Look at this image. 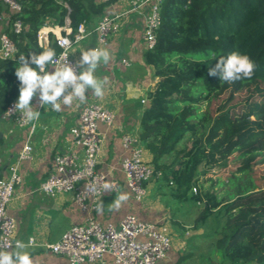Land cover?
I'll use <instances>...</instances> for the list:
<instances>
[{"label": "trees", "instance_id": "16d2710c", "mask_svg": "<svg viewBox=\"0 0 264 264\" xmlns=\"http://www.w3.org/2000/svg\"><path fill=\"white\" fill-rule=\"evenodd\" d=\"M14 1L21 7L19 12L11 11L0 0V25H4L0 35L7 34L18 52L13 59L0 60V117L8 104L19 98L20 84L15 75L19 57L39 54L49 47L58 53L52 35L47 47L38 46L37 33L45 21L54 18L55 25L64 27L68 20L75 33L81 23L87 29L107 5L95 0ZM160 18L155 47L143 51L144 63L154 68L158 81L147 93L150 106L142 114L138 137L153 156L155 170L161 171L163 178L175 179L176 192L185 196L207 154L227 149L237 138L238 124L255 116L264 125V61L251 79L237 82L247 94L243 103L226 109H211L222 81L219 76L208 75L209 67L232 52L251 58L252 50L264 38V0H165ZM15 20L23 25L18 36L11 30ZM204 104L208 108L202 112ZM199 132L203 133L201 145L197 141L190 146L183 144ZM254 138L260 139L264 152V129L254 133ZM181 144L184 146L178 149ZM173 153L170 166L158 163L162 156ZM229 197L230 202L223 205L219 198L207 195L198 219H205L217 208L223 207L231 215L255 204L261 205V214L256 215V221L242 220L222 227L212 253H217L219 264H264V176L254 173L251 186ZM191 198L202 200L198 195ZM187 259L179 255L175 264H184Z\"/></svg>", "mask_w": 264, "mask_h": 264}, {"label": "crops", "instance_id": "0c3cea01", "mask_svg": "<svg viewBox=\"0 0 264 264\" xmlns=\"http://www.w3.org/2000/svg\"><path fill=\"white\" fill-rule=\"evenodd\" d=\"M127 8L128 0H112L103 6L102 12L94 18L87 29L85 28L86 38L73 49L72 58L78 61L81 52L86 51L90 45L97 47L96 27L101 17L122 13ZM45 23L47 27H52L56 33H63V27L55 25L54 18L47 19ZM3 27L4 25H0V31ZM143 28L142 15L128 13L121 17L119 31L109 39L105 47L101 48L107 49L112 56L107 65L101 64L95 72L98 79L106 81L102 98L96 97L89 90L86 93L87 101L85 103H81L77 99L71 106L61 104L60 111H55L49 105L40 107L36 98L32 101V105L41 113L31 136L34 158L31 161L20 163L18 173L22 182L16 186L13 197L7 206V212L15 219V239L29 245L23 251L30 253L33 264H68L66 257L52 253L47 246L56 243L71 226L82 225L87 218L86 213L82 212L73 201L72 194L61 193L49 197L39 190L40 184L53 172V158L70 149V130L77 124L80 109L85 104H98L111 111L115 117L114 124L110 129L99 124V132L103 135L104 141L97 157L96 170L107 173L108 182L117 183L119 188L115 193H104L100 200V203L104 204V211L102 214H98L96 211L92 213V217L103 225L111 224L117 227L127 214L147 222L160 221L167 215L164 208L159 209L160 206L158 208L155 204L157 200H154L153 197L156 196L148 197L146 203L145 201H134L120 171V163L126 155L121 146V137L125 134L138 137L142 114L150 106L147 93L158 81L154 75V68L144 63ZM122 61L128 65L125 66ZM15 101L18 102V99ZM26 138L27 130L18 128L10 120L0 119L1 176L6 177L8 168L17 162L18 153ZM169 157H171L170 154L162 156L158 163L168 166L173 160L171 158L172 160L168 161ZM152 158L151 153L144 149L145 161L153 164ZM146 189L151 191L150 194L156 193L157 197L163 195L158 187V182L146 185L145 191ZM124 193L128 194L129 199L122 203L119 210H115L112 207L113 202L118 195ZM174 213L173 216L170 215V224L171 226L173 224V230L179 233L181 229L178 225H182L183 222ZM165 222L167 223V221ZM30 241H32L31 245L28 244ZM180 248L181 243L176 247H171L162 264H173L176 256L182 254ZM94 264L115 263L111 256L105 255L102 262Z\"/></svg>", "mask_w": 264, "mask_h": 264}, {"label": "built area", "instance_id": "2783aa9c", "mask_svg": "<svg viewBox=\"0 0 264 264\" xmlns=\"http://www.w3.org/2000/svg\"><path fill=\"white\" fill-rule=\"evenodd\" d=\"M97 4H109L112 0H95ZM165 0H128V8L122 13L104 15L96 27L97 47H105L109 39L121 26V17L128 13H138L144 20L142 33L143 51L152 50L156 44L157 30L160 26V10ZM11 11L19 12L21 7L14 0H3ZM2 17H0V20ZM23 25L19 20L12 24V33L20 35ZM63 33H56L52 27H43L37 33V43L47 47L50 35L58 48V64L75 66L70 50L86 38V29L81 23L75 33L68 26V20L62 28ZM67 55H63L64 53ZM13 40L5 33L0 35V60L13 59L17 54ZM125 66L128 64L122 61ZM38 70V69H37ZM49 72L54 71L52 67ZM80 69L77 68V74ZM16 101L8 104L0 119L10 120L20 129L27 130L26 141L18 153L17 162L10 166L7 176L0 174V251H11L18 240L15 239V219L7 212L15 188L22 182L18 173L21 162L31 161L34 150L31 136L37 121H28L23 111L15 109ZM143 103V101H142ZM114 114L104 107L88 103L79 112L77 124L70 130L71 145L67 152L57 154L52 162V174L40 184L39 190L49 197L61 193L72 194V199L87 218L82 225H73L59 240L47 247L52 253L66 257L68 264H94L102 262L105 255L112 257L115 264H162L171 249V239L165 221L147 222L136 216L125 215L118 226L103 225L97 222L92 213L100 203L105 191L103 184L108 182V174L96 170L97 157L104 141L99 132V124L110 129L114 124ZM121 146L125 152L120 163V171L125 185L136 202H142L146 195L145 184L160 179L161 171L155 170L144 159V149L139 140L130 134L121 137ZM1 167V160H0ZM112 191H118V184L111 182ZM93 186L95 191L92 190ZM32 244V241L28 242Z\"/></svg>", "mask_w": 264, "mask_h": 264}, {"label": "rangeland", "instance_id": "374dc122", "mask_svg": "<svg viewBox=\"0 0 264 264\" xmlns=\"http://www.w3.org/2000/svg\"><path fill=\"white\" fill-rule=\"evenodd\" d=\"M79 45L72 46L71 56L73 49ZM251 59L255 62L256 69L263 64L264 38L252 50ZM246 95V92L239 89L237 82L235 84L222 82L221 89L212 99L210 107L213 111H216L226 109L229 106H236L243 103ZM207 108L208 106L204 104L200 107V111L203 112ZM236 112L240 113L239 109ZM259 129H264V125L262 119L255 116H251L248 120L238 124L236 126L237 138L233 140L227 149L218 153L207 154L206 161L201 165L185 196H181L178 194L179 192H176V180L171 177L163 178L162 172L160 179L145 184L146 186L152 182H158V187H160L163 195L157 197L156 193L150 194L151 191L146 189V195L142 201L146 203L148 197H151V195L152 197L156 196L153 199L157 200L155 202L157 207L160 206L159 209L164 208V212H167L165 219H162V221H167L165 223L168 227L171 247H176L181 243L180 249L182 250L180 253L188 256L185 263L219 264L220 260L217 253H212V251L215 250V242L221 235L222 227H231L235 222L242 220L256 221L258 219L256 215L261 214V205L255 204L236 210L231 215L226 213L223 207L217 208L205 219H198L204 208V200L207 195L219 198L223 205H226L231 200L229 195L234 194L239 189L251 186V182H254V173L257 176H264V152L260 146V139H251ZM135 137L139 140L137 136ZM188 139L186 141V138L183 144L190 146L197 141L199 146L202 144L203 133L199 132L195 136L188 137ZM139 144L141 145L140 140ZM183 144L177 148L183 147ZM142 148L144 149L143 146ZM170 156L168 161L174 160V153ZM149 164L154 168L153 164ZM195 195L200 196L202 200L200 202L193 201L191 197ZM173 213L183 222L182 225H178L181 229L179 233L173 230V224L172 226L170 224V215L173 216ZM179 255L176 256L173 264L176 263Z\"/></svg>", "mask_w": 264, "mask_h": 264}, {"label": "clouds", "instance_id": "9594fccd", "mask_svg": "<svg viewBox=\"0 0 264 264\" xmlns=\"http://www.w3.org/2000/svg\"><path fill=\"white\" fill-rule=\"evenodd\" d=\"M56 55L55 49L49 47L39 54L29 53L27 57L23 55L19 57L20 66L16 68L15 75L20 88L15 109L22 110L24 118L28 121L40 118V111L32 105L34 98L38 99L40 107L49 105L55 111H60L61 104L71 106L77 99L85 103L86 93L89 90L98 98L104 95L103 88L106 81L98 79L95 72L101 64L107 65L111 61L112 56L107 49H88L81 52V57L75 66L68 63L58 64ZM50 67L54 71L49 72ZM77 68L81 69L79 74ZM255 69V62L248 55L232 52L227 57H220L214 67H209L208 75L219 76L222 82L235 84L244 79H251ZM103 189L111 193L112 184L105 182ZM92 190L95 191L94 186ZM128 199V194H120L112 207L119 210L122 203ZM96 211L98 214L103 213L102 202L97 206ZM28 246L18 240L12 251H0V264H33L30 253L23 251Z\"/></svg>", "mask_w": 264, "mask_h": 264}, {"label": "water", "instance_id": "95a60500", "mask_svg": "<svg viewBox=\"0 0 264 264\" xmlns=\"http://www.w3.org/2000/svg\"><path fill=\"white\" fill-rule=\"evenodd\" d=\"M88 49H95L94 45H90L86 50Z\"/></svg>", "mask_w": 264, "mask_h": 264}]
</instances>
